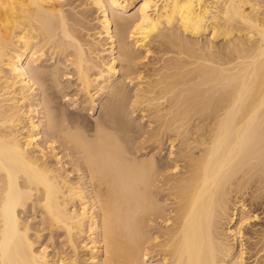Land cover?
Wrapping results in <instances>:
<instances>
[{
  "label": "bare ground",
  "instance_id": "6f19581e",
  "mask_svg": "<svg viewBox=\"0 0 264 264\" xmlns=\"http://www.w3.org/2000/svg\"><path fill=\"white\" fill-rule=\"evenodd\" d=\"M80 1L0 0V264H264V0Z\"/></svg>",
  "mask_w": 264,
  "mask_h": 264
},
{
  "label": "rangeland",
  "instance_id": "374dc122",
  "mask_svg": "<svg viewBox=\"0 0 264 264\" xmlns=\"http://www.w3.org/2000/svg\"><path fill=\"white\" fill-rule=\"evenodd\" d=\"M81 1H83L84 3H86L87 4V2H89L90 0H81ZM80 1V2H81ZM78 2H79V0H78ZM89 5V7H90V10H89V12H88V18H89V20L91 21V22H89L90 23V27L91 28H93V27H99L100 26V23H99V19H98V16H100V12H98L99 10H97V7L95 6L94 7V5L93 4H88ZM84 6V5H83ZM82 7V6H81ZM92 15V16H91ZM91 23H92V25H91ZM99 25V26H98ZM104 38V40H103V42H106V37L105 36H103ZM59 94H61V93H59ZM62 95V94H61ZM62 97V96H61ZM61 100V102H63L64 103V99L62 100V99H60ZM66 102V101H65ZM81 108H79L78 110H80ZM73 110H75V108L73 109ZM77 110V109H76ZM82 110V109H81ZM80 110V111H81ZM88 112L86 111V110H84L83 111V114L85 115V116H87V118L90 120V121H94L95 120V117L94 116H97V115H92V114H90V113H88ZM94 117V118H93ZM260 211H262V209H259L258 210V212H260ZM261 216H263V214H261ZM31 217V216H30ZM39 218H37V221L40 219V215L38 216ZM37 221H35L36 223H34V226L35 227H40V224L37 222ZM32 222H34V220H32ZM264 223V217L262 218V219H260L259 221H258V224H257V226L259 225H261V224H263ZM47 232V234H46V232ZM45 235V237L43 236V239H44V241L47 243V244H50L51 246H50V248L52 249L53 247H54V241H55V245H58L59 246V244L60 245H63L62 244V242H59V241H61V240H64L65 239V237H63L62 236V234H63V232H62V234H61V231H59V232H57L56 234H55V238L54 237H52V239L50 238V236H49V231L47 230V229H45V230H43L42 231ZM57 234H59L60 235V238H59V235H57ZM57 235V236H56ZM64 235V234H63ZM249 235H252V232H249ZM48 236V238H46ZM56 237H57V239H56ZM61 237H62V239H61ZM59 238V239H58ZM50 239V240H49ZM61 239V240H60ZM52 240V241H51ZM245 241H246V244L248 245V244H250V243H252L253 242V240L254 239H250V241L249 240H247V239H244ZM58 242V243H57ZM249 242V243H248ZM67 251H70V249L68 248V250ZM254 253V250H251V252H247L245 255V258H246V261H247V264H255V260H254V258H255V256H253L252 254ZM249 256V257H248ZM255 261H253V260ZM249 262V263H248Z\"/></svg>",
  "mask_w": 264,
  "mask_h": 264
}]
</instances>
